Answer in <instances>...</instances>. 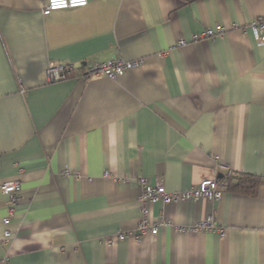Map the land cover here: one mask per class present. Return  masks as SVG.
<instances>
[{
	"label": "crops",
	"instance_id": "0c3cea01",
	"mask_svg": "<svg viewBox=\"0 0 264 264\" xmlns=\"http://www.w3.org/2000/svg\"><path fill=\"white\" fill-rule=\"evenodd\" d=\"M88 1L45 17L46 0H0V187L22 185L7 245L0 191V257L264 264V46L248 26L264 0ZM217 25L238 28L192 41ZM113 59L143 63L115 80H45L50 64ZM231 175L259 178L256 192L147 207L150 224L212 216L222 233L166 226L118 240L141 221L140 177L178 192Z\"/></svg>",
	"mask_w": 264,
	"mask_h": 264
},
{
	"label": "built area",
	"instance_id": "2783aa9c",
	"mask_svg": "<svg viewBox=\"0 0 264 264\" xmlns=\"http://www.w3.org/2000/svg\"><path fill=\"white\" fill-rule=\"evenodd\" d=\"M88 0H46L45 7L43 8V16H50L52 13L61 10H71L84 8L88 5ZM249 28L254 34V37L259 46H264V17L254 19L249 23ZM232 29L238 28L236 25L230 27ZM223 25H217L215 27H209L204 29L199 34L193 36V42H199L204 40L215 39L221 37L227 33L230 29ZM187 45L185 39L179 40L173 46L183 48ZM143 63L141 60L137 61H125L122 59H113L107 62L91 61L85 63L81 69H76L74 65L70 64H50L45 71V80L47 83H56L67 80L69 77L77 76L85 80L93 77H105L107 79L115 80L117 78L125 76L133 68L140 66ZM65 174L70 175L71 171H65ZM106 178H111L109 172H105ZM140 186V197L142 208V218L138 224L136 230L129 233H119L118 240L122 241L128 237H134L140 239L144 234L150 233L152 236L158 234L160 228L166 226H172L178 233H190L194 231L201 232H219L223 230L216 223L212 216H207L205 219L198 221L192 227L175 226L172 222H158L156 224H150L148 218V205H154L157 203L174 204L179 201H200L208 200L210 202L220 201L227 189L226 184L220 179H205L201 181L197 186H192L185 191L170 192L166 189L162 179H148L140 177L138 179ZM1 193L7 197L9 204L7 217L4 219L6 230L4 231V244L13 237V232L9 228L11 221L15 215L16 208L19 206L22 200V185L18 180L8 181L1 185ZM107 244L112 245L113 240L108 239ZM0 264H9V256L0 257Z\"/></svg>",
	"mask_w": 264,
	"mask_h": 264
},
{
	"label": "trees",
	"instance_id": "16d2710c",
	"mask_svg": "<svg viewBox=\"0 0 264 264\" xmlns=\"http://www.w3.org/2000/svg\"><path fill=\"white\" fill-rule=\"evenodd\" d=\"M227 189L238 192L255 193L260 179L254 176L231 175L223 181Z\"/></svg>",
	"mask_w": 264,
	"mask_h": 264
}]
</instances>
